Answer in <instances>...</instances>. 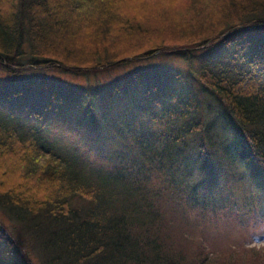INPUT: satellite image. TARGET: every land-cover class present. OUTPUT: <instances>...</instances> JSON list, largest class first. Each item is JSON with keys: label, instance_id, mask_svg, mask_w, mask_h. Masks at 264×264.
<instances>
[{"label": "trees", "instance_id": "obj_1", "mask_svg": "<svg viewBox=\"0 0 264 264\" xmlns=\"http://www.w3.org/2000/svg\"><path fill=\"white\" fill-rule=\"evenodd\" d=\"M0 70L52 88L0 112V264H264V0H0ZM63 90L85 138L42 129Z\"/></svg>", "mask_w": 264, "mask_h": 264}, {"label": "rangeland", "instance_id": "obj_2", "mask_svg": "<svg viewBox=\"0 0 264 264\" xmlns=\"http://www.w3.org/2000/svg\"><path fill=\"white\" fill-rule=\"evenodd\" d=\"M216 13H217V9H215L212 12V15L210 16V18H207V19H211L213 17V14H216ZM184 19H187V18L184 17ZM172 38L173 37L171 35V40ZM139 64H142V63H137L135 65H139ZM158 64L164 65L168 70V74L175 73V71L177 70L181 71V66L179 64H175L176 66H174V65H171V62H168V61L163 62V63H158ZM132 65L134 64H128V67ZM122 68L118 66L112 69L103 70L97 73V76L99 78H107V76L109 77L115 76L119 74L118 72H120ZM159 72L163 74L162 70L160 69H159ZM43 73L47 74L48 72H43ZM51 74H57L59 75V77L63 78L65 82L63 86L64 90L67 86V83L70 82L71 80L75 82H85L84 79H89V80L94 79L91 73H86L82 76L62 74L58 72H54ZM29 75H32V74L29 73ZM34 75L38 79L33 80V82H31L32 86H27L25 85V80L22 75L18 79L14 80V82L13 81L10 82V80H8V76L6 75V73L0 70V82L6 81V80L10 82V86H8L7 89L1 88L2 91L0 92V112H3L2 110H8L11 113L12 117L17 120L19 119V120H26V121H33V122H36L38 120V117H35L36 114L33 113L32 111H35V110L39 111V107L47 102L48 95L52 93V88H50V86H46L45 88L41 87L42 89H40V86L44 84V83H41L40 81L44 82V79L43 78L41 79V75L40 76H38L37 74H34ZM162 76L165 77L164 75ZM12 88L19 89V93L15 97H9L7 99V97H5L4 95L6 93H10ZM64 90L59 92L61 97L59 101L60 104L58 105V110H57L58 112L50 110L44 115V118L48 119L49 121L45 125H43L42 129L63 135L62 140L65 138L67 142H70L71 137L73 138L74 135H75V138L77 139H81L83 137L85 138L87 136L85 135L86 134L85 128L87 124L86 119H84L86 118L85 117V109H86L85 106L88 103H90L94 107V104H97L98 102H100L101 99H96V100L89 99L85 101V104H84L85 106H82L78 103V101L80 100L76 96H73L69 101L65 102L62 99L63 96H65ZM45 91H46V94H45ZM109 98L112 102L115 101L114 97H109ZM137 101L138 99H135V104ZM126 104H127V100H125L123 104L118 105V109L113 113V116H115V118L117 119L116 121L119 122L121 125H124L126 122L137 124L135 116L139 115L140 110L133 107L135 104L134 105L127 104L129 106L128 108H125ZM78 131H82L83 135L79 134ZM129 133H130V130L127 132V134ZM113 135L114 137L117 136L115 139H117V143L121 147L122 146L124 147L126 145L128 146L127 141L122 138L121 133L116 130V127L114 125H113ZM60 143H63V142L60 141ZM248 189L249 188L246 187V193H245L246 197H249ZM5 218L7 222L11 223L8 217H5ZM15 233L21 237L20 232L17 228L15 229ZM4 248H2L1 250V253H2L1 258L2 259L4 258L3 260L5 262L11 263V264H25L24 258L21 252H18V253H15L13 251L5 252L4 250L6 249ZM33 255L36 258V254H33ZM26 257H29V256L26 255ZM8 260L10 262H8ZM32 263L35 264L33 260H32Z\"/></svg>", "mask_w": 264, "mask_h": 264}, {"label": "bare ground", "instance_id": "obj_3", "mask_svg": "<svg viewBox=\"0 0 264 264\" xmlns=\"http://www.w3.org/2000/svg\"><path fill=\"white\" fill-rule=\"evenodd\" d=\"M15 256H17V255H15ZM8 257V256H7ZM4 259V258H3ZM2 261V260H1ZM2 262H4L5 263V261L3 260ZM8 262H10L9 260H8ZM7 263V262H6ZM8 264V263H7ZM11 264V263H10Z\"/></svg>", "mask_w": 264, "mask_h": 264}]
</instances>
